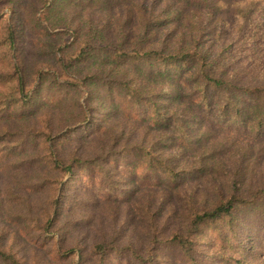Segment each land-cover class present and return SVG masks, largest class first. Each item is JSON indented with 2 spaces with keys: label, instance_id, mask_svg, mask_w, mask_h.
<instances>
[{
  "label": "trees",
  "instance_id": "trees-1",
  "mask_svg": "<svg viewBox=\"0 0 264 264\" xmlns=\"http://www.w3.org/2000/svg\"><path fill=\"white\" fill-rule=\"evenodd\" d=\"M0 264H264V0H0Z\"/></svg>",
  "mask_w": 264,
  "mask_h": 264
},
{
  "label": "rangeland",
  "instance_id": "rangeland-1",
  "mask_svg": "<svg viewBox=\"0 0 264 264\" xmlns=\"http://www.w3.org/2000/svg\"><path fill=\"white\" fill-rule=\"evenodd\" d=\"M7 13H9V10L7 11ZM71 177V174H69L67 177H66V179H65V182L67 181V180H69V178ZM54 234H50V236H53Z\"/></svg>",
  "mask_w": 264,
  "mask_h": 264
}]
</instances>
